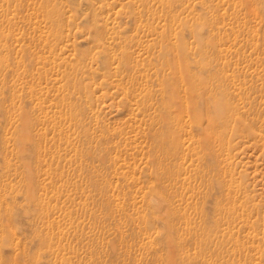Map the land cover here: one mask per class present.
Segmentation results:
<instances>
[{
  "label": "rangeland",
  "instance_id": "1",
  "mask_svg": "<svg viewBox=\"0 0 264 264\" xmlns=\"http://www.w3.org/2000/svg\"><path fill=\"white\" fill-rule=\"evenodd\" d=\"M0 264H264V0H0Z\"/></svg>",
  "mask_w": 264,
  "mask_h": 264
}]
</instances>
